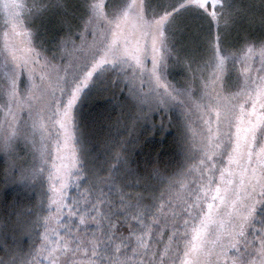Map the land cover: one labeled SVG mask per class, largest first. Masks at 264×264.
<instances>
[{
    "label": "snow or ice",
    "instance_id": "snow-or-ice-1",
    "mask_svg": "<svg viewBox=\"0 0 264 264\" xmlns=\"http://www.w3.org/2000/svg\"><path fill=\"white\" fill-rule=\"evenodd\" d=\"M0 154V264H264V0H0Z\"/></svg>",
    "mask_w": 264,
    "mask_h": 264
},
{
    "label": "trees",
    "instance_id": "trees-1",
    "mask_svg": "<svg viewBox=\"0 0 264 264\" xmlns=\"http://www.w3.org/2000/svg\"><path fill=\"white\" fill-rule=\"evenodd\" d=\"M157 119H159V118L157 117ZM160 139H161V138H160L159 135H157V136L155 137V140H156V141H159ZM3 161H4V157L0 155V167L3 166ZM9 191H10V193H11L12 189H10Z\"/></svg>",
    "mask_w": 264,
    "mask_h": 264
},
{
    "label": "rangeland",
    "instance_id": "rangeland-1",
    "mask_svg": "<svg viewBox=\"0 0 264 264\" xmlns=\"http://www.w3.org/2000/svg\"><path fill=\"white\" fill-rule=\"evenodd\" d=\"M2 156V154H0Z\"/></svg>",
    "mask_w": 264,
    "mask_h": 264
}]
</instances>
